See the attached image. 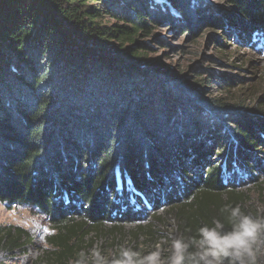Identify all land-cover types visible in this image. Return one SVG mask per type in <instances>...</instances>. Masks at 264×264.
Listing matches in <instances>:
<instances>
[{"label":"trees","instance_id":"1","mask_svg":"<svg viewBox=\"0 0 264 264\" xmlns=\"http://www.w3.org/2000/svg\"><path fill=\"white\" fill-rule=\"evenodd\" d=\"M221 1L231 10L204 0H0V199L48 215L54 264H76L106 220L160 205L178 210L184 238L213 219L230 229L228 205L264 216L237 192L264 174V94L253 106L206 97L140 39L163 24L192 39L219 26L264 52V0ZM32 241L22 226H0L7 260Z\"/></svg>","mask_w":264,"mask_h":264},{"label":"rangeland","instance_id":"2","mask_svg":"<svg viewBox=\"0 0 264 264\" xmlns=\"http://www.w3.org/2000/svg\"><path fill=\"white\" fill-rule=\"evenodd\" d=\"M204 1L210 7L225 4L221 0ZM224 8L231 10L226 4ZM216 27L203 26L196 33V38L192 39L188 34L175 29L174 24H163L157 25L150 36L140 39L149 44L150 57H161L172 71L199 85L206 97L222 98L228 102L244 100L253 106L264 94V52L241 44L239 41L244 38L238 36L234 30L227 37L219 26ZM220 38L224 45L218 43ZM196 69H199V73ZM207 69L212 70L215 75L212 74L213 77L209 78ZM222 74L236 80L235 83L227 85ZM240 174L243 175L242 172ZM250 180L245 178L238 183L237 192L245 200L246 208L263 214L264 174H261L259 180ZM0 204L4 205L0 208V226H21L28 223L34 225V230H29L33 241L26 246V250H17L15 255L12 254V258L7 260L5 256L7 264H54L53 248L47 239L53 232L50 230L52 228L48 215L37 209L10 204L1 199ZM146 205L151 207L150 204ZM134 206L141 209V204ZM13 208L16 213L9 216L8 213L12 212ZM28 210L36 215L29 214ZM178 217V210L169 203L160 205L155 212H133L123 222L106 220L102 233L87 240L89 244L85 246V255L93 260V252L98 250L102 256L110 259L120 251L121 246L130 247L141 255H146L159 246L163 259L171 253L172 240L179 237ZM115 225L118 227L114 230L112 228ZM151 230H156L155 235H151ZM258 259L259 264H264V255Z\"/></svg>","mask_w":264,"mask_h":264},{"label":"clouds","instance_id":"3","mask_svg":"<svg viewBox=\"0 0 264 264\" xmlns=\"http://www.w3.org/2000/svg\"><path fill=\"white\" fill-rule=\"evenodd\" d=\"M3 207L0 204V208ZM221 211L229 213L230 229H226L221 220L213 219L211 226L203 225L195 236L173 239L171 253L163 259L159 246L146 255L121 246L119 254L110 260L98 250L94 251L95 264H257L258 257L264 255V216L246 214L239 205H228ZM15 213L16 209L13 208L8 215ZM21 226L26 230H34L31 223ZM0 264H7L2 251ZM76 264H87L85 253H80Z\"/></svg>","mask_w":264,"mask_h":264},{"label":"water","instance_id":"4","mask_svg":"<svg viewBox=\"0 0 264 264\" xmlns=\"http://www.w3.org/2000/svg\"><path fill=\"white\" fill-rule=\"evenodd\" d=\"M119 180H120V182H121L120 174H119Z\"/></svg>","mask_w":264,"mask_h":264}]
</instances>
